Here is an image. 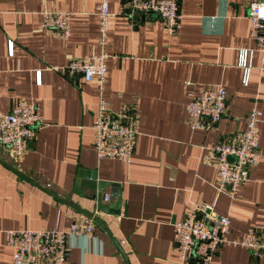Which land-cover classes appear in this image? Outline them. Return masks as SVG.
Segmentation results:
<instances>
[{
  "label": "crops",
  "instance_id": "obj_1",
  "mask_svg": "<svg viewBox=\"0 0 264 264\" xmlns=\"http://www.w3.org/2000/svg\"><path fill=\"white\" fill-rule=\"evenodd\" d=\"M96 8L97 0H0V111L22 98L41 116L25 155L15 159L0 145V264H12L5 229L66 230L84 216L94 219L93 237L67 235L70 264H172V224L194 203L229 218L226 238L264 230V61L249 36L245 0H182L172 36L156 15L108 0L103 98L110 111L126 108L133 116L128 163L96 158L95 81L63 75L69 59L99 51ZM43 9L69 13L66 38L40 27ZM215 83L226 90L224 115L190 130L188 95ZM253 105L259 159L229 196L218 188L210 147L244 129ZM209 264H264V253L222 244Z\"/></svg>",
  "mask_w": 264,
  "mask_h": 264
},
{
  "label": "built area",
  "instance_id": "obj_2",
  "mask_svg": "<svg viewBox=\"0 0 264 264\" xmlns=\"http://www.w3.org/2000/svg\"><path fill=\"white\" fill-rule=\"evenodd\" d=\"M126 1L131 13L156 15L168 36L178 30L181 18L179 4L182 0ZM245 3L249 36L263 62L264 0H245ZM96 15L99 51L89 57L69 59L63 66V75L70 80L95 81L97 105L91 123V146L96 158L128 163L136 136L133 116L126 108L110 111L103 98L107 56L104 44L110 16L108 0H97ZM40 16L41 28L56 30L63 38L68 36V12L43 9ZM6 50L7 55L12 54L10 40L6 43ZM39 75V70H36L37 84ZM225 102L226 90L220 83L190 93L185 104L189 129H207L217 123L224 115ZM259 116V110L253 105L246 113L244 129L223 136L210 147L218 188L229 196L235 195L238 187L248 179V168L259 159ZM40 122L38 106L32 101L17 99L8 111H0V145L15 159L25 155ZM108 199V195L102 196L103 201ZM229 224V218L217 213L209 203L190 205L184 215L172 224V249L176 256L172 264H209L222 244L242 247L255 256L264 253V230L250 229L238 237L226 238ZM93 228L92 216L77 217L69 222L66 230L56 227L5 229L3 241L10 249L12 264H70L65 243L67 235L93 237Z\"/></svg>",
  "mask_w": 264,
  "mask_h": 264
},
{
  "label": "water",
  "instance_id": "obj_3",
  "mask_svg": "<svg viewBox=\"0 0 264 264\" xmlns=\"http://www.w3.org/2000/svg\"><path fill=\"white\" fill-rule=\"evenodd\" d=\"M231 160V159H230ZM91 178H92V176H91ZM77 184H78V181H76V184H75V192H77V193H79V191H77ZM97 197L98 198H100V195H97ZM117 205H118V202H116L115 203V207L117 208ZM99 207V206H98ZM102 210H106L107 208H106V206L104 205V206H102V207H100ZM116 213V212H115ZM118 251H119V253H120V255L122 256V258L124 259V261H125V257H124V254H123V252H122V250L120 249V247H118Z\"/></svg>",
  "mask_w": 264,
  "mask_h": 264
}]
</instances>
